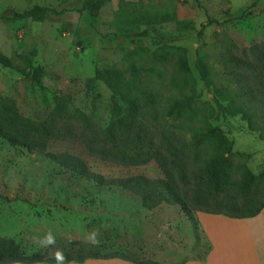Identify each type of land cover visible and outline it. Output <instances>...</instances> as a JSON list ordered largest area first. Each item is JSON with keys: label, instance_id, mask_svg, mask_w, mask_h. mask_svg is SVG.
<instances>
[{"label": "rangeland", "instance_id": "1", "mask_svg": "<svg viewBox=\"0 0 264 264\" xmlns=\"http://www.w3.org/2000/svg\"><path fill=\"white\" fill-rule=\"evenodd\" d=\"M83 1L0 0L1 97L10 98L22 116L35 121L57 108L68 116L79 112L100 133L124 107L101 77L122 69L128 80L135 69L145 67L141 74L151 81L166 112L172 102L187 98L213 109L212 116L195 125L204 131L207 125L217 128L227 138L231 182L236 184L245 172L264 173V129L255 130L258 121L229 116L220 98L223 86L229 85L228 55L245 51L250 58V48L264 55V0H106L94 15L82 9ZM34 6L50 9L43 21L12 19L14 12ZM163 51L171 55L160 61L154 54ZM181 59L193 81L184 93L172 86L173 80L183 79ZM200 59L213 73L214 86L201 79ZM179 133L194 139L193 131ZM207 145L214 153L226 148L215 136ZM46 153L77 156L105 178H163L152 161L121 166L90 157L72 142L21 145L0 131V237L13 239L23 254L46 252L33 238L47 232L56 237V244L88 243L86 236L93 229L100 231L101 241L108 235L102 252L115 258L179 264L206 254L208 244L195 217L193 224L179 207L166 204L146 211L135 195L100 187L49 161Z\"/></svg>", "mask_w": 264, "mask_h": 264}, {"label": "trees", "instance_id": "2", "mask_svg": "<svg viewBox=\"0 0 264 264\" xmlns=\"http://www.w3.org/2000/svg\"><path fill=\"white\" fill-rule=\"evenodd\" d=\"M105 2L84 0L82 9L94 15ZM49 11L46 7L34 6L21 13L14 12L12 19L41 22ZM252 49L249 50L250 58L245 51L228 55L229 85L223 86L220 98L226 102L224 107L229 116L240 115L251 124L258 121L262 126L255 128L257 131L264 129V55ZM177 51L184 56L183 49ZM154 55L161 61L171 53L163 51ZM179 66L183 68V79L181 82L173 80L172 86L184 93L182 89L192 88L193 81L188 76L184 60L179 61ZM197 68L206 85L214 86L213 73L208 64L200 59ZM145 70V67L135 69L128 80L122 69H114L108 76L101 77L113 94L122 98L124 107L119 108L118 119L100 133L95 132L91 120L79 112L68 116L57 108L44 120L35 121L22 116L10 98L1 96L0 131L11 134L14 142L21 145L25 141L72 142L90 157L121 166H141L154 162L163 178L149 179L142 175L105 178L91 172L77 156L69 153L45 154L49 161L100 187L116 188L135 195L146 211L163 204L177 206L193 224V211L236 219L258 215L264 208V173L255 175L245 172L236 184L231 182L226 167L231 155L227 138L217 128L207 125L208 130L204 131V128L195 125L212 116L213 109L187 98L180 103L172 102L166 112L159 106L158 93L151 86V81L143 78L141 71ZM172 120L177 123H170ZM180 129L193 131L194 139L191 141L180 134ZM213 136L222 146H226L223 153L210 151L207 144ZM108 239L106 235L98 247L81 241H69L55 244L42 254L25 255L13 239L0 237V264H55L52 253L56 249L63 250L70 261L78 264L89 259L115 258L113 254L102 252L107 248ZM120 259L135 264H157Z\"/></svg>", "mask_w": 264, "mask_h": 264}, {"label": "crops", "instance_id": "3", "mask_svg": "<svg viewBox=\"0 0 264 264\" xmlns=\"http://www.w3.org/2000/svg\"><path fill=\"white\" fill-rule=\"evenodd\" d=\"M206 254L182 264H264V208L252 218L236 219L195 211ZM78 264V263H73ZM81 264H135L120 258L89 259Z\"/></svg>", "mask_w": 264, "mask_h": 264}, {"label": "clouds", "instance_id": "4", "mask_svg": "<svg viewBox=\"0 0 264 264\" xmlns=\"http://www.w3.org/2000/svg\"><path fill=\"white\" fill-rule=\"evenodd\" d=\"M100 237V231L98 229H93L88 232L86 240L92 246L98 247L101 243ZM33 241L40 249H48L56 244V237L51 232H47L43 237H34ZM52 258L54 259L55 264H73V262L68 259L65 252L61 249H56L52 253Z\"/></svg>", "mask_w": 264, "mask_h": 264}]
</instances>
